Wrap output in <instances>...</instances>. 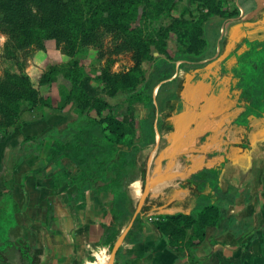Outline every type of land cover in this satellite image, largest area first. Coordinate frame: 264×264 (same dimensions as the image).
Instances as JSON below:
<instances>
[{"label":"crops","instance_id":"1","mask_svg":"<svg viewBox=\"0 0 264 264\" xmlns=\"http://www.w3.org/2000/svg\"><path fill=\"white\" fill-rule=\"evenodd\" d=\"M235 1L237 17L214 15L206 22L208 32L218 31L206 58L175 61L172 77L157 84L176 78L174 86L160 85L151 106L131 102L120 117L139 148L136 178L127 187L132 218L195 214L208 205L225 215L190 248L185 243L199 235L188 229L179 252L148 228L124 247L125 264H264V113H247L256 108L246 97V90L262 89L247 86L246 73L264 76V0L249 11ZM75 114L73 105L46 116L30 112L0 136V264H75L86 255L108 200L88 192L83 223H75L66 209L75 189L53 194L52 186L62 168L73 174L76 167L48 164L31 149L34 139ZM201 171L214 178L205 174L202 183L192 177ZM105 251L94 254L93 264Z\"/></svg>","mask_w":264,"mask_h":264},{"label":"trees","instance_id":"2","mask_svg":"<svg viewBox=\"0 0 264 264\" xmlns=\"http://www.w3.org/2000/svg\"><path fill=\"white\" fill-rule=\"evenodd\" d=\"M206 1V11L194 20L174 18L155 35L145 37L137 26V20L141 14H146V10L141 12V6L155 5L151 0H0V33L6 36L13 49L43 48L46 41L54 40L68 56H72L80 46L90 45L99 34L108 32L113 35L115 50L128 49L133 53L135 65L128 72L120 75L107 74L106 69L102 72L106 74L103 78L106 85L98 96L88 95L72 80L68 96L62 100L61 106L54 108L50 99L39 94L27 75L5 72L0 76L2 135L21 125L20 116L26 110L24 103L29 110L48 107L51 112L62 111L75 102L73 120L34 139L31 148L36 155H44L48 164L62 161L76 167L73 174L62 168L52 186L53 194L67 192L72 187L75 189L68 196L66 205L75 223H83L88 192L105 196L108 200V206L101 211L97 233L90 236L85 245L86 255L75 264H85L86 261L93 264L94 254L103 248L110 250L134 213L127 187L136 178L139 148L132 139V131L111 111V106L131 102H144L151 106L154 87L172 77L175 61L206 58L209 49L206 38L208 17L234 18L239 14L237 7L221 9L218 8L219 0ZM257 1L239 0V4L249 11L256 7ZM178 29L185 32V44L171 46L173 56H170L167 52L168 33ZM209 36L215 41L218 31L209 32ZM143 61L152 64L147 73L141 69ZM72 73L73 70L68 72ZM246 75V85L251 89L262 86L255 93L246 90V97L256 108L247 113H264L258 108L264 107V76L252 71ZM176 80L164 82L160 90L171 89ZM205 174L209 176L207 180L214 178V173L207 171L195 173L192 177L205 183ZM224 215V209L216 205L205 206L195 214L160 216L153 222L149 217L138 214L115 255V263L125 264L124 247L138 242L148 228L160 232L166 237L169 247L179 252L188 229H194L199 235L197 241L185 243L190 248L202 241L204 228L217 226Z\"/></svg>","mask_w":264,"mask_h":264},{"label":"rangeland","instance_id":"3","mask_svg":"<svg viewBox=\"0 0 264 264\" xmlns=\"http://www.w3.org/2000/svg\"><path fill=\"white\" fill-rule=\"evenodd\" d=\"M151 1L155 5L148 6L146 4L141 6V12L142 10H146V14H141L137 20V26L141 28L145 37L151 36L152 34L155 35L160 28L168 26L174 18L194 20L199 14L206 11L207 4L206 0ZM217 2L218 8L221 9L225 6L230 10L234 7H239L238 2L235 0H219ZM211 16L214 15H210L209 17ZM168 35L170 38L167 52L170 56H173L171 46L184 45L185 32L183 29H178L176 32H169ZM98 36L94 43L87 46H80L72 56H68L63 51L62 46L58 45L54 40H48L53 46L48 45L45 47L44 45L43 48L32 46L23 49H13L11 47L12 45L8 43L6 36L0 33V76L5 72L12 74L21 72L27 75L39 94L42 97L50 99L53 108L62 105V100L70 92L72 80L76 81L77 85L88 95L94 96L95 93H101L103 86L106 85V82L103 81L106 74H102L105 69L107 70V74L120 75L128 72L135 65L133 53L130 50H118V48L115 50L112 39L113 35L106 32ZM206 38L209 49L214 48L215 41L213 37L209 36V32H206ZM151 65L150 62L143 61L141 63V69L147 73ZM70 70H73L72 74H68ZM74 103L71 102L68 106L73 105L74 112L76 113V105ZM126 105L112 104L111 111L120 118L122 115H125ZM24 110L20 116L21 123L24 118L28 117L26 114L30 112H34L37 115L51 114L54 112H50V108L48 107H38L29 110L27 103H24ZM14 128L17 129L18 127ZM14 128L12 127L10 130ZM0 136L3 135L0 134ZM201 209L202 207L198 208V210ZM109 257L110 250L106 249L105 253L99 254L96 260L97 264H104Z\"/></svg>","mask_w":264,"mask_h":264},{"label":"water","instance_id":"4","mask_svg":"<svg viewBox=\"0 0 264 264\" xmlns=\"http://www.w3.org/2000/svg\"><path fill=\"white\" fill-rule=\"evenodd\" d=\"M179 64V63H177ZM161 84L157 85L154 89H153V93L155 94L156 93V90L157 88L160 86ZM138 212H135V215L137 214ZM133 220H134V217L130 220L128 226L120 233L119 237L117 238V240L114 242L111 250H110V257L108 258V260L106 262H104V264H114V261H115V255L118 251V249L120 248V246L122 245L123 241H124V238L127 234V232L129 231V229L131 228L132 226V223H133Z\"/></svg>","mask_w":264,"mask_h":264},{"label":"built area","instance_id":"5","mask_svg":"<svg viewBox=\"0 0 264 264\" xmlns=\"http://www.w3.org/2000/svg\"><path fill=\"white\" fill-rule=\"evenodd\" d=\"M149 220H150V221H152V220H157V218L153 219V218L150 217Z\"/></svg>","mask_w":264,"mask_h":264}]
</instances>
